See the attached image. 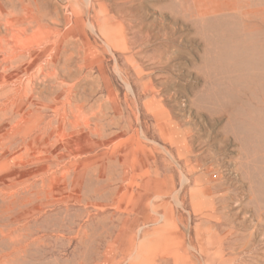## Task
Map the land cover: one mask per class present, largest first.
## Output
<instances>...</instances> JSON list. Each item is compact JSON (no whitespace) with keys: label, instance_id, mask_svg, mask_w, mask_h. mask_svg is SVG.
Here are the masks:
<instances>
[{"label":"rangeland","instance_id":"obj_1","mask_svg":"<svg viewBox=\"0 0 264 264\" xmlns=\"http://www.w3.org/2000/svg\"><path fill=\"white\" fill-rule=\"evenodd\" d=\"M0 264H264V0H0Z\"/></svg>","mask_w":264,"mask_h":264},{"label":"bare ground","instance_id":"obj_2","mask_svg":"<svg viewBox=\"0 0 264 264\" xmlns=\"http://www.w3.org/2000/svg\"><path fill=\"white\" fill-rule=\"evenodd\" d=\"M13 59V58H12ZM51 71V70H50ZM177 141H178V151L180 152V153H183V152H188L189 150H188V145L186 146V141H185V139H184V137H180L179 139L177 138ZM196 175L197 174H195L194 175V182L195 183H197V182H199L200 180L198 179V177H196ZM159 196L160 197H165L166 196V192L165 193H162L161 195L159 194ZM191 200H192V202L194 201V197L192 196L191 197ZM163 202V201H162ZM246 247V246H245Z\"/></svg>","mask_w":264,"mask_h":264}]
</instances>
